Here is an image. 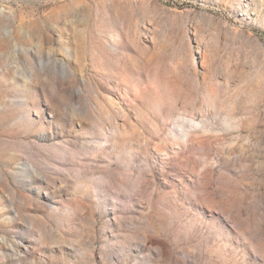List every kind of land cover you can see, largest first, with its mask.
Masks as SVG:
<instances>
[{"label": "rangeland", "instance_id": "374dc122", "mask_svg": "<svg viewBox=\"0 0 264 264\" xmlns=\"http://www.w3.org/2000/svg\"><path fill=\"white\" fill-rule=\"evenodd\" d=\"M0 264H264V0H0Z\"/></svg>", "mask_w": 264, "mask_h": 264}]
</instances>
